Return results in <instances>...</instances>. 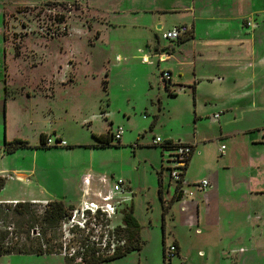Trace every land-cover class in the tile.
<instances>
[{"label": "rangeland", "instance_id": "obj_1", "mask_svg": "<svg viewBox=\"0 0 264 264\" xmlns=\"http://www.w3.org/2000/svg\"><path fill=\"white\" fill-rule=\"evenodd\" d=\"M148 1L153 0H0V64L3 71L5 64H9L7 83H12L14 77L16 80L23 78V74L16 69L19 63H22L23 66L20 67L25 69V76L31 82H38L44 74L56 73V80L60 83L57 81L55 85L54 127L69 142L81 141L69 145L62 139V143L52 144L49 149L26 148L18 153L20 155L8 156L5 161L7 165H23L26 168H14L6 174L7 183L0 200L10 199L7 197L44 202L63 199L73 207V217L64 227L63 240L66 244H71L70 240L74 236L70 230L77 231L76 229L85 230V235L89 236V248L93 246L91 238H98L103 232H111L120 241L128 238L127 229L122 223L124 211L111 219L88 214L83 217L82 213L83 175L87 172H107L126 179V187L130 190L126 191L129 201L124 207L133 205L134 215L142 225L141 236L144 242L140 251H133L108 264H264V232L254 234L261 245L256 253L250 248L253 233L249 223L246 224L250 218L244 213L248 206L246 196L241 198L240 207L234 209L232 206V190L237 186L240 189L247 188L248 179L238 177L240 170L236 168H231L229 174V170L224 169L222 160L217 159L220 143L231 146V149L224 151V156H234L236 153L241 156L243 148L234 140L237 136L232 137V142L217 141V125H212L209 121L203 125V121H200L197 125L192 98L187 96L189 91L186 95L179 92L177 96H170L165 87L159 84L161 72L157 67V59H153L151 65H144L139 59L133 58L137 54V48L143 43L141 38L147 34V29L135 27L148 20H145L143 13L176 12L169 8L163 10L162 6L156 9L139 6ZM62 18L64 21H61ZM157 25L148 29L155 37L156 53L164 46L168 49L172 46L164 45L163 29L158 30ZM3 33L9 45L6 47V57ZM158 36L162 42L158 41ZM162 45L164 46L161 47ZM12 50L16 57H21L19 60L16 61ZM117 51L127 57L121 66H116L113 58ZM161 61L159 58V62ZM164 64L162 62L161 66ZM181 65H184L181 66L183 75L191 78L193 69L188 65ZM106 72H109V84L107 82L104 85L102 82ZM149 81L153 88H150ZM52 82L53 80L44 77L37 84L42 96H53ZM18 88L24 93V87L19 85L11 89L18 94ZM178 88L174 87L172 94ZM2 89L4 91L3 87ZM30 103L43 108L45 100L37 99ZM105 110L112 115L105 116ZM2 119L1 143L9 141L4 113ZM112 120L114 127H108ZM152 124L154 125L151 126ZM118 126L125 130L121 139L124 145L94 147L98 144L96 134L107 129L104 136L110 137L111 128L115 131ZM46 127V122H38L35 129L21 131L19 134L24 137L23 140L37 146L41 131ZM237 127V121L230 122V130H236ZM197 130L201 132L199 139ZM166 133L175 139L200 142L199 151L205 148L207 155L202 154L197 164L190 167L187 175L189 181L208 174V166L216 169L218 181L211 178L213 187L210 191L216 195L220 212L212 214L208 226L201 215L202 213L207 217L206 209L203 212L202 205L197 207L196 203L192 207V214L184 209V202L172 205L165 217L164 228L162 226L159 180L161 176L163 198L169 202L174 184H169L167 168L172 163L169 162L168 152L162 155L161 149L153 145V140ZM205 138H209V142L203 143ZM235 159L237 157L232 158ZM205 161L208 166H204ZM2 162L0 158V164ZM233 165L237 166L238 162ZM27 173L28 176H22ZM20 181L29 184H21ZM184 188L188 192L193 191V196L200 193V190L189 184H184ZM91 189L87 200L96 201L94 192L103 188L99 184H93ZM251 191L260 193L261 190L253 188ZM199 195L207 199L205 192ZM190 215L195 217L193 225H189ZM79 223H84L86 229L80 227ZM239 236L240 241L237 239ZM163 237L164 244L175 241L181 245L180 254L174 255L170 262L168 259L164 261ZM235 245L246 247L247 250L242 254L243 260L238 263L233 250ZM61 257L48 261L42 259L38 264H64L65 256L62 254ZM12 261L13 259L0 261V264H13ZM36 263L33 261L29 264Z\"/></svg>", "mask_w": 264, "mask_h": 264}, {"label": "crops", "instance_id": "obj_2", "mask_svg": "<svg viewBox=\"0 0 264 264\" xmlns=\"http://www.w3.org/2000/svg\"><path fill=\"white\" fill-rule=\"evenodd\" d=\"M139 6L149 9H156L158 6H162L161 8L163 10L171 9L176 12L143 13L146 17L145 20L147 18L148 20L135 27L147 29V34L141 38L143 39V43L137 48V54L134 55L133 58L139 59L141 64L144 65H151L153 59H157V67L161 72V77L159 76V84L165 87L166 93L170 96H177L180 93L186 95L189 91L187 96L192 98L191 100L195 107L194 115L197 125L200 121H203L202 125L209 121L210 124L219 127L216 138V140L218 139L217 141L221 142L227 140L232 142V137L237 136L234 140L238 141V144L243 148L241 156L237 153L234 156H224V151L228 148L231 149V146H226L225 143H220V153H218L219 156L217 159L222 160L221 162L225 166L224 169H228L229 174H231V168H236V170H240V172H238V177H245L248 179L247 188L240 189L237 186V188L232 190L233 193L231 200L233 208L236 209L240 207L241 198L246 196L245 202L248 206L244 213L248 214L247 218L250 216L246 224L249 223L250 231L253 233V236L250 238V248L253 253H256V250L259 249L258 246L261 245L254 234L258 231L264 232V0H153L148 1L145 5L142 4ZM173 17L174 19H172ZM156 24L161 26L157 29H163L162 32L184 24L190 27V33L178 40H163V43L165 42L164 45L172 44L171 48L168 49L167 46L162 45L161 47H164L161 51L156 53L157 43L154 40L155 37H153L148 31V29L150 30V28ZM3 38V45L5 48L4 54L6 57V47L9 45L7 44L4 33ZM157 39L162 42L159 36ZM159 53L167 54L165 60H163L164 58L159 57ZM12 54L14 58H16V61L21 58L16 57L14 51ZM144 56H148V62L142 60V57ZM184 57L186 59H183ZM113 58L116 66H121L127 59V57L122 55L120 51H117V53L113 55ZM159 58L162 60L161 62H159ZM162 62L165 64L161 66ZM17 63H19V61ZM181 64H185V66L188 65L189 68L193 69L194 73L191 78H186L183 75L181 66L184 65ZM26 65L27 67H30L28 64ZM8 66L9 64H5L3 71L2 64H0V129L2 130V114L4 113V123L5 118L7 120L8 140H23L24 137H21L19 132L32 130L38 122L44 121L46 122L47 127L41 131V135L46 134L47 137L52 136L55 137V139H64L69 145L77 142L81 143V141L69 142L65 137L59 134L54 127V117L56 114L55 85L58 81L55 77L56 73L50 72V74L52 73V76L44 74L39 78L38 82H31L25 76V69L20 67L23 66L22 63H19L16 69L18 73L23 74V78L16 80V77H12L13 82L11 83L9 81V85L7 83L9 80L7 77ZM164 72L170 73L168 79L164 77ZM108 74L109 72H106L104 80H108ZM44 77L53 80L52 97L41 95L39 85L37 84L40 83L41 79ZM149 82L150 88H153L154 86L151 84V81ZM15 85H19L21 88L24 87V93H22L19 88L20 92H18V94L15 93L13 90ZM176 86L179 88L174 94H172L173 89ZM2 87L4 88V91ZM10 91L12 92L11 95ZM37 99L45 100L43 108H39L38 104H36V106L31 105L30 102L36 101ZM144 109L147 108L145 107ZM106 113L107 111L105 110V116L112 115L111 112ZM217 113H220L219 117H215V114ZM129 119L130 116H128V120ZM234 121L238 122V127L236 130H230V122ZM113 122V120L110 121L108 127L113 126ZM153 125L154 124L151 126ZM106 130L107 129H105V131ZM105 131L101 134H96L95 136L105 135ZM199 133L201 134V132L197 130L196 134L198 139L201 137ZM161 138L165 141L190 143L194 146V153L189 160L184 176L185 185L189 184L196 188L194 183L202 179H208L211 184L210 187L204 191H199L200 193L205 192L207 199L205 200L202 198L199 195L200 193L193 196V191L188 192L183 186L185 197L175 203L184 202V209L191 213L192 207L196 203L197 207L201 204L202 211H205L206 209L207 217H205V214L201 213V215L204 216L205 225L208 226L212 214L216 211L220 212V207H217L216 195L210 191L213 187L211 178L217 180L215 173L216 169L214 166L206 165L205 161L204 166L210 167L208 174L195 181H189L187 177L191 165L197 164L202 154L207 155L204 151L205 148L199 151L198 146L200 142L194 143L181 138L175 139L171 134L167 133L163 134ZM208 140L209 138H205L202 142H209ZM113 143H118L119 146L124 145L121 140L120 142ZM39 144L40 139L38 145ZM222 146H225L224 151H221ZM4 147L5 140L3 143L0 141V158L3 160L0 164L1 176H6V174L11 172L14 168H26L23 165H21V167H19V165L9 166L5 162L8 156L16 154L20 155L18 153L26 148L18 149L16 152L10 154L4 150ZM236 157L237 159L232 160V158ZM236 161L238 162L237 166L233 165ZM224 174L228 175L226 172H224ZM22 176L26 177L28 176V173L27 175ZM20 183L26 185L29 184L21 181ZM253 188H260V193H253L251 191ZM7 198L10 199L3 201L16 202L21 200L15 197ZM24 201L41 200L24 199ZM188 218H190L189 225H193L195 217L190 215ZM240 238L241 236L237 237L239 241ZM175 243L177 244V242ZM177 245L178 253L180 254L181 245ZM245 248L246 247L240 245H235L233 247L235 261L237 263L243 260L242 254L247 252ZM57 257H61V255L10 254L0 255V261L5 262L13 259V264H29L33 261H36V264H38L42 259L48 261L49 259ZM64 264H67L65 257Z\"/></svg>", "mask_w": 264, "mask_h": 264}, {"label": "trees", "instance_id": "obj_3", "mask_svg": "<svg viewBox=\"0 0 264 264\" xmlns=\"http://www.w3.org/2000/svg\"><path fill=\"white\" fill-rule=\"evenodd\" d=\"M61 21H64L63 18ZM16 55H19L16 52ZM107 79L103 80L105 85ZM98 141L96 148H108L119 146V140L113 139L112 132L110 137L99 135L95 136ZM48 137L42 134L40 144L38 146H31L28 141L21 139H14L13 141L5 140L4 150L7 153H14L18 149L23 148H39L49 149L47 145ZM60 140L58 139V142ZM174 142L166 141L165 145H170ZM72 147V146H69ZM158 147V146H155ZM162 147V146H159ZM164 170V168L162 167ZM161 174V172H160ZM6 177L0 175V193L6 185ZM159 196L162 204V226H165V217L172 205L183 198L184 191L180 190L182 184L176 186L175 191L169 202L163 198L162 194V178L160 176ZM73 207L67 205L64 200L50 199L44 201H21L8 202L0 200V255L10 254H27V255H62L64 249L81 247L84 249L83 254L76 253L73 256H65L67 264H108L111 261L124 257L133 251H140L143 247V240L141 236L142 225L134 215V207L130 205L122 211V223L128 232V238L125 239V244L118 247L113 254L102 255L97 254L95 247H88L89 236L85 235V231L76 229L70 230L74 234L71 244H66L64 225L68 223L73 216ZM74 229V228H71ZM83 231V232H82ZM104 233L99 235V240L102 241ZM111 236V234H110ZM165 240L163 237V257L165 256ZM177 245V244H176ZM178 246V245H177ZM179 253L177 252V255ZM170 262V260H169Z\"/></svg>", "mask_w": 264, "mask_h": 264}, {"label": "built area", "instance_id": "obj_4", "mask_svg": "<svg viewBox=\"0 0 264 264\" xmlns=\"http://www.w3.org/2000/svg\"><path fill=\"white\" fill-rule=\"evenodd\" d=\"M190 33V27L187 25H178L169 30L163 31L162 39L166 41L178 40L179 38L186 36ZM167 54H160V58H166ZM144 62H148L149 58L144 56L142 58ZM164 77L169 78L170 73L164 72ZM220 113L215 114V117H219ZM113 139L116 141H120L123 133L125 130L118 126L115 131L111 130ZM264 134V131H263ZM62 143V140L58 142V139H52L48 137L47 145L51 146L52 144H59ZM166 141L163 140L160 136L156 137L153 140L154 146H162L159 147L161 149L162 155L165 152L169 154V162L172 163V166L168 167L167 170L169 172L170 183L174 184L173 191H175L176 186L178 184H182L180 190H183V186L185 184V172L187 170V166L189 160L191 159L194 153V146L190 143H181V142H174L170 145H165ZM225 146L221 147V151H224ZM164 168V167H163ZM165 170V169H164ZM93 184H99L102 186L103 190H99L96 193L94 192V196H96V201H88L87 198L90 196L91 187ZM168 184V186H169ZM196 188L200 191L206 190L210 187V181L208 179H202L196 183H194ZM127 189L130 188L126 187V180L122 177H117L113 174H108L107 172L103 173H93L87 172L82 177V198L84 208L83 210V217L88 215L92 216H101L105 217L106 219H111L112 217L120 214L122 210L125 208L124 204L129 201V197L126 194ZM87 212V213H86ZM73 217V216H72ZM72 217L70 219H72ZM69 219V220H70ZM87 221V220H86ZM85 221V222H86ZM69 222V221H68ZM84 222V223H85ZM84 223H79L80 227L86 229V225ZM65 227V225H64ZM85 231V230H84ZM104 238L102 241L96 237H92L91 242L93 247L97 250V254L102 255H109L113 254L118 247H122L125 244V239L123 240H116L115 235L112 236L111 232H103ZM111 234V236H110ZM84 249L81 247H74L69 248L67 246L64 249L63 255L73 256L76 253L83 254ZM178 246L175 242L166 243L165 246V256L166 259L171 260L174 255H177Z\"/></svg>", "mask_w": 264, "mask_h": 264}, {"label": "water", "instance_id": "obj_5", "mask_svg": "<svg viewBox=\"0 0 264 264\" xmlns=\"http://www.w3.org/2000/svg\"><path fill=\"white\" fill-rule=\"evenodd\" d=\"M161 26L160 25H158V28H160Z\"/></svg>", "mask_w": 264, "mask_h": 264}]
</instances>
